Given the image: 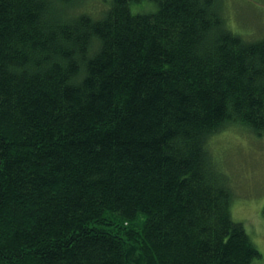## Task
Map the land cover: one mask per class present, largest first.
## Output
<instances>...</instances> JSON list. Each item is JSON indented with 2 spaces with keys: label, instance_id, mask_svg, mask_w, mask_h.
Segmentation results:
<instances>
[{
  "label": "trees",
  "instance_id": "16d2710c",
  "mask_svg": "<svg viewBox=\"0 0 264 264\" xmlns=\"http://www.w3.org/2000/svg\"><path fill=\"white\" fill-rule=\"evenodd\" d=\"M77 1L0 0V264H255L207 141L264 135V33L217 0Z\"/></svg>",
  "mask_w": 264,
  "mask_h": 264
},
{
  "label": "rangeland",
  "instance_id": "374dc122",
  "mask_svg": "<svg viewBox=\"0 0 264 264\" xmlns=\"http://www.w3.org/2000/svg\"><path fill=\"white\" fill-rule=\"evenodd\" d=\"M226 26L244 40H259L264 33V0H217ZM110 0H78L70 14H88L99 18ZM147 3L139 4L146 11ZM210 158L232 192L230 212L233 220L241 222L261 257L255 264H264V135H256L240 125H229L213 134L207 141ZM116 222L120 218L112 217ZM143 218L121 222V226L140 231ZM119 224V223H118ZM131 246L129 257L135 258ZM138 264L141 261L138 260Z\"/></svg>",
  "mask_w": 264,
  "mask_h": 264
}]
</instances>
